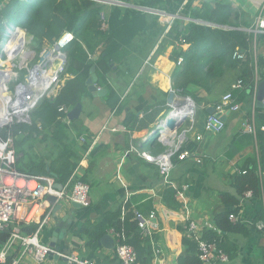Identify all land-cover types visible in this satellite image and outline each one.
<instances>
[{
  "label": "crops",
  "instance_id": "obj_1",
  "mask_svg": "<svg viewBox=\"0 0 264 264\" xmlns=\"http://www.w3.org/2000/svg\"><path fill=\"white\" fill-rule=\"evenodd\" d=\"M206 1L209 0H164L167 16H160L159 21L168 24L169 29L170 24L178 19L181 21L180 28H185L194 21L192 11L202 7ZM217 1L229 2L251 25L259 17L264 18V0ZM164 35L141 53L134 52L129 70L124 66L119 72L109 74L119 96L114 108L107 103L106 95H95L87 85V91L79 101L82 104L80 117L68 120L69 136L71 140L76 139L75 146H87L86 151L80 150L82 158L76 171L78 177H84L90 184L92 203L89 207H71L68 214L60 211L44 228L40 239L50 243L60 219L69 215L58 241L60 253L87 257L101 264H119L115 255L117 241L114 232L109 230L107 233L112 241L108 247L103 239L89 242L82 234V226L87 220L99 219L122 200L147 194L157 200L154 202L155 216L145 217L148 231L142 227L144 236L150 238L153 245L150 264H179V258L188 252L184 237L189 236L187 226L190 220L199 224L200 231L197 236L189 237L202 239L203 231L213 228L215 215L221 211H233L237 207L222 200L223 193L237 194L233 175L245 168L250 160H256L261 167L256 133L247 131L245 126L246 119L255 120L258 104L253 105V92L247 97L241 112L227 114L225 129L219 133L204 132L207 115L202 114L201 119H196L194 114V120L187 117L180 127L166 132L162 139L158 135L160 132L155 134L173 109L168 97L173 88L172 74L176 67L172 59L174 45L170 43L163 51L157 52ZM254 36L256 38L255 33ZM252 51L257 57L264 56V40L260 43L254 40ZM226 77L225 90L215 99L197 86H192L191 90L201 98L200 102L207 97L203 104H207L208 108L237 80L234 73ZM73 78L74 75L68 73L63 80ZM95 84L103 87L97 82ZM176 100L181 102L178 96ZM71 109L68 107V110ZM154 128L155 131L151 132ZM202 133L203 137L198 139L197 136ZM93 140H96L93 145L88 142ZM169 140L170 144H166ZM185 141L195 143L196 150L193 152L203 159L202 163H196L193 158L174 161L173 157V167L163 174L158 165L146 157V154L157 157L183 145ZM260 174L264 181L261 168ZM239 205L237 221L248 227L251 233L228 234L227 246L231 254L227 253L228 261L218 264H264V228H259V221H255L264 213V191L260 198L244 196ZM163 208L181 214L182 218L166 219ZM55 254L48 257V264H70L68 259ZM24 264H33V259L27 257Z\"/></svg>",
  "mask_w": 264,
  "mask_h": 264
},
{
  "label": "trees",
  "instance_id": "obj_2",
  "mask_svg": "<svg viewBox=\"0 0 264 264\" xmlns=\"http://www.w3.org/2000/svg\"><path fill=\"white\" fill-rule=\"evenodd\" d=\"M121 1L130 6L107 5L98 0H10L0 8V32L6 17L16 20L24 16L22 26L33 36L39 50L50 42L58 41L65 32L73 34V38L64 47L67 60L61 79L68 73L73 74L74 78L66 80L56 95L40 99L30 112L31 123H19L11 129L17 152V161L13 167L21 174L38 178L52 176L56 182L67 184L79 166L82 158L80 150L84 152L87 148H78L75 146L76 139L71 140L69 136L68 107L73 108L87 91L86 81L92 74V67L96 68L97 83L107 90V103L114 108L119 96L109 74L119 72L124 66L129 70L134 52L141 53L147 46H153L166 33L168 24L159 21L160 15L146 10L166 12L168 9L164 0ZM192 18L194 21L182 29L180 20L172 22L157 52L173 43L172 59L176 62L172 74L173 89L182 96L194 99L197 107L195 118L201 119L202 114H206L207 118L210 115L207 104H203L207 97L200 102L201 98L192 92V86L204 89L208 96L215 99L225 90L226 76L234 73L236 79L241 78L246 84L244 90L235 92L237 101L243 105L246 103L256 80L253 42L263 41L264 32L258 33L255 38L254 32L250 31L253 24L243 20L241 12L227 1H206L202 7L192 11ZM104 22L107 25L105 29ZM185 45L189 46L184 48ZM237 49L246 53L245 60L233 58ZM180 57H183V61L179 65L177 61ZM257 74L264 77L263 56L258 57ZM219 100L213 102V105ZM254 121L261 167L256 160H250L245 168L233 175L237 194L223 193L222 200L224 203L235 204L236 209L219 212L213 219V228L205 229L202 234V239L215 242L226 253H230L228 234L251 233L244 224L231 219L232 214H238L241 198L249 190L254 197L260 198L264 191L263 176L260 174V168L264 172V107L256 106ZM36 144H44L47 151L37 150ZM157 144L162 146L159 142ZM184 150L195 151V143L185 141L174 156V161H179L178 155ZM80 178L86 181L84 177ZM155 201L153 196L147 194H137L122 200L99 219L85 221L82 234L89 242H98L109 230L119 233L122 240L136 250L137 263L150 264L154 253L152 241L144 236L137 215L148 217L156 213ZM263 219L262 212L255 221ZM38 226L37 223L21 224V232L32 234ZM10 233L11 228L0 230V246ZM184 244L188 252L179 258V264H200L198 240L185 236Z\"/></svg>",
  "mask_w": 264,
  "mask_h": 264
},
{
  "label": "built area",
  "instance_id": "obj_3",
  "mask_svg": "<svg viewBox=\"0 0 264 264\" xmlns=\"http://www.w3.org/2000/svg\"><path fill=\"white\" fill-rule=\"evenodd\" d=\"M98 1L107 5L130 6L128 3L121 0ZM146 10L150 9L146 8ZM155 14L167 16L166 12L160 10H157ZM106 27L107 25L104 22L103 28L105 29ZM250 31L254 32L255 35L258 33H263L264 18L259 17L253 24V27L250 29ZM71 38L72 36L69 38L64 37L62 39L60 43L62 48L70 41ZM31 54L33 55L32 52ZM55 54L56 50L46 57L44 61H39L38 64L35 65L31 71H29L30 73L27 76V80L24 83L18 85L14 95H10L8 87L9 96L11 98L10 102H17L19 99L17 95H19L20 89L24 87V85H27L28 78L33 74H37L40 69L46 68ZM57 54L61 56V62L49 75V82L48 79H46L45 81L41 82L40 86L36 90L28 91L29 94L21 97V100L19 99L20 102L16 103L18 106H15L18 108L14 110L12 106H8L6 111H4L2 105L0 104V230L11 228L10 236L0 246V264H24L27 257L33 259V264H48V257L52 253H56L49 243H44L40 239L41 233L52 219V213L54 210V205L47 203V195L54 194L59 200L66 204L78 202L82 205V207H89L92 203L90 195L91 186L88 182L82 180L80 177H77V171L70 178L67 184L63 185V190L59 191L54 187L56 183L54 177H30L21 174L13 167L17 161V152L14 146V136L11 133V129L13 126L19 123H31L29 115L31 110L35 107L37 100L39 98H43L47 92L48 93L46 95H48V97L56 95L58 90L64 84V80L61 79V74L64 71L66 63V52L57 51ZM16 56L14 58H16ZM28 56L30 57V55ZM233 58L245 60L247 55L245 52L237 49L233 53ZM13 59L9 60L13 61ZM182 61L183 57H180L177 61V64L180 65ZM254 66L256 69V80L252 92L254 94L253 105H256L259 81L260 77H262L257 74V54L254 55ZM5 67L6 62L2 61V68L4 70H13L11 67ZM12 77H17V75L10 76V79ZM245 87L246 84L241 78H238L232 83L230 89L221 96L219 102L213 105L215 112L210 114L206 119L204 132L216 134L223 131L225 129L226 122L225 120L221 119V115L242 111L243 104L237 101V95L235 92L242 91L245 89ZM37 95H39V97H37ZM195 107V103L192 101L190 111L188 112V117L192 120H194ZM61 109L67 112L65 107H62ZM246 122V130L255 133L256 126L254 121L246 119ZM158 129L160 131L158 134L160 139H162L166 132L172 131L169 130L166 121L163 122L162 126ZM4 133L6 135H4ZM203 135V133L199 134L197 138L201 139ZM83 140L87 141L85 138H83ZM96 140L88 142L93 145L95 144ZM163 140H165V138ZM181 146L182 144L177 146V148H174L169 152H165L157 157H152L149 154H146V157L150 161L156 163L163 174H167L174 165L172 158L177 154ZM191 158H193L196 163L203 162V159L200 156L195 155L191 150H184L178 155L179 160H187ZM244 196L251 197L253 196V193L251 190H249ZM150 216L154 217L155 212L151 213ZM137 218L140 221V225L146 231H148L146 218L141 214H138ZM237 218L238 214L231 215L232 220L236 221ZM31 223H37L39 225L37 230L32 234H23L21 232V224ZM258 227L264 228V222L260 221L258 223ZM187 231L189 236H197L200 231L199 224L194 220H190L189 225L187 226ZM114 235L117 241L115 255L119 261V264H137L138 256L134 247L131 244L124 242L119 233L114 232ZM198 242L200 264H218L220 262H226L229 260L228 254L220 249L215 242H210L201 238L198 239ZM58 254L66 257L70 264H101L94 259L75 254Z\"/></svg>",
  "mask_w": 264,
  "mask_h": 264
},
{
  "label": "water",
  "instance_id": "obj_4",
  "mask_svg": "<svg viewBox=\"0 0 264 264\" xmlns=\"http://www.w3.org/2000/svg\"><path fill=\"white\" fill-rule=\"evenodd\" d=\"M149 11L152 13L157 12V10H153V9H150ZM57 49H60V47H59L58 43H55L53 48L44 50L42 55L40 56V61L41 62L44 61L46 59V57H48L51 54V52H54ZM95 70H96V68L92 67V69H91L92 75L86 81V83L88 85V89L91 92H93L95 95L105 96L107 93V90L104 88H99L95 84L97 82V79H98L97 75L95 74ZM1 77L7 78V73L4 72L3 70L0 71V78ZM38 93H40V92H38ZM177 96H178V98H181L180 103H178L176 100ZM37 97H39V95H37ZM263 99H264V77H260L259 86H258V93H257V104L259 107H264ZM39 100H40V98L37 100L36 104L38 103ZM187 101L192 103V98L177 94L175 92V90H173V89L170 90L169 97H168V103L170 104V106L172 108H174L176 106H180V104H183ZM207 111L210 114L214 113L215 112L214 106H209L207 108ZM81 112H82V104L80 102H78L71 110H69L67 112L68 120L73 121L75 119H78L80 117ZM188 115H189L188 112H184L183 115L178 116V118L175 119V121L173 122V126L171 128H170V126H168L170 128V130H174L175 128L180 127L184 123V121L186 120ZM167 119H168V116L166 118V122H167ZM221 119L226 121L227 115H221ZM167 125H169L168 122H167ZM166 144H170V140L166 141ZM54 187L59 191H62L64 188L63 184H61L59 182H56ZM46 200H47V203H49L50 205H54L52 218L56 217L58 215V213L62 210L66 211V213L68 214L69 213L68 210L71 207L72 208H81L82 207V205L78 202H71L70 204H66L63 201L59 200L58 197L54 194L47 195ZM162 212H163V215L166 219H181L182 218L181 214L174 212L168 208H163ZM67 214L63 218H61L60 221L58 222V226L56 227V229L53 233L52 240L49 243V245L54 249V251H56V254L60 253L61 245L58 243V241L62 236V232H64L62 229L64 227L65 221L68 220L69 215H67ZM102 239L105 240L106 245L108 247H110V245L112 244V241L110 240V236L107 234V235L103 236ZM64 258L67 259L66 257H64Z\"/></svg>",
  "mask_w": 264,
  "mask_h": 264
},
{
  "label": "rangeland",
  "instance_id": "obj_5",
  "mask_svg": "<svg viewBox=\"0 0 264 264\" xmlns=\"http://www.w3.org/2000/svg\"><path fill=\"white\" fill-rule=\"evenodd\" d=\"M9 1L10 0H0V8L4 7ZM23 19H24V16H19L16 20L10 19L9 16L6 17L4 19V22H3V25L1 28L2 30L0 32V40H1V38H3V40H4V41L3 40L1 41V45H0L1 46L0 47V61H5L6 62L5 68L11 67L13 69V72H14L13 75H17V77H12L9 81L6 82L8 84V87H9L10 95H14L18 85L21 83H24L27 80V76L30 73L29 71H31L34 68V66L38 64L40 56L42 55V52L49 47L53 48L55 45V42H56V41L53 43L50 42V44H48L46 47L39 50V45H37V43H35L33 36L30 35L29 32L22 26ZM17 25H20L18 27H20L24 30L26 38H27V43L25 45V52L30 53L32 51H35L34 52L35 55L33 54L31 56V54H30V57L29 56L27 57L26 55L19 54L16 56V58L13 59V61H10L9 60V59H11L10 54L7 53V51H5V44L6 43H3V42L10 40V38H12L11 35H13V34H14V36L15 35L17 36V33H14L16 31L15 28ZM54 26L56 28V23L54 24ZM60 27L61 26H59V29H60ZM16 36H15V38H16ZM37 48L39 51H37ZM59 59H60V57L58 54L54 55L52 57V61L54 60L55 62H56V60H59ZM55 62L53 63L54 65H52V63L50 61L51 65H52V71L51 72H53L54 69L60 64L61 60L58 61V64H55ZM48 80H50L49 76H48ZM46 94L44 95L43 98L48 97V95H46ZM3 97H4L3 92H0V104L3 101ZM29 118H30V115H29ZM150 131L151 132L155 131V128L151 129ZM36 148H37V150H40L41 152L47 151V148L44 146V144H39V145L36 144Z\"/></svg>",
  "mask_w": 264,
  "mask_h": 264
},
{
  "label": "bare ground",
  "instance_id": "obj_6",
  "mask_svg": "<svg viewBox=\"0 0 264 264\" xmlns=\"http://www.w3.org/2000/svg\"><path fill=\"white\" fill-rule=\"evenodd\" d=\"M15 33H17V36L15 35L16 38L14 36V37L10 38V40L3 42V43H6L5 44V50L7 51V53L10 54L11 59H13L16 55H19V54L26 55V56L30 55L31 52L30 53L25 52V45L27 43V38H26L24 30L20 27L16 28ZM55 55H57V53ZM31 56H32V54H31ZM59 57H60L59 60H61L60 55H59ZM59 60H56V62H55L54 60L52 61V59H51L50 61H51L52 65H54L53 63L55 62V64H58ZM52 65L46 69L42 68L38 71L37 74H33L32 76H30L28 79L27 85H24V87H22L20 89L19 95H17V97L21 100V97H24V95L29 94L28 91L36 90L40 86L41 82L48 79V76L52 71ZM1 70H3L4 72L7 73V79H5L4 77L0 78V92H3V95H4L1 105H2L4 111H6V108H8V106H12V108L14 110V109L18 108L15 106H18V105H16V103H19L20 101L18 99L17 102H14V103L10 102L11 98H10L9 92H8V84L6 83L7 81L10 80V76H13L14 72L11 69L4 70L2 68V61H0V71ZM41 70H43V71H41ZM49 81L50 80H48V82ZM191 105H192V103L187 101V102L181 104L180 106L174 107L169 112V116L167 119L168 120L167 122L169 124L168 126H170V128H171L173 126V122L175 121V119L178 118V116L183 115L184 112H189ZM170 128H169V130H170ZM159 132H160L159 129H157L155 131V134L156 133L158 134Z\"/></svg>",
  "mask_w": 264,
  "mask_h": 264
},
{
  "label": "clouds",
  "instance_id": "obj_7",
  "mask_svg": "<svg viewBox=\"0 0 264 264\" xmlns=\"http://www.w3.org/2000/svg\"><path fill=\"white\" fill-rule=\"evenodd\" d=\"M148 11H149V10H148ZM166 13H167V12H166ZM18 26H20V25H17L16 28H19ZM16 28H15V30H16ZM68 33H69V35H68ZM68 36H69V37L72 36V38H73V34H72L71 32H66V33H64V34L61 36V38H60L58 41L55 42V43H58V44H59V47H60V49H57V50H56V53H57V51H64V52H66V51L64 50V47H65V46L62 48V46H61L60 43H61V41H62V39H63L64 37H68ZM69 37H68V38H69ZM72 38H71V39H72ZM71 39H70V40H71ZM2 40H3V38H1V40H0V45H1V41H2ZM47 49H50V47L47 48ZM45 50H46V49H45ZM5 51H6V50H5ZM34 52H35V51H32L33 54H34ZM42 53H43V52H42ZM51 53H52V52H51ZM34 55H35V54H34ZM66 60H67V53H66ZM39 61H40V59H39ZM98 87H100V86H98ZM100 88H102V87H100ZM41 99H42V98H41ZM39 101H40V100H39ZM39 101H38V102H39ZM192 101H194V100L192 99ZM194 103H195V102H194ZM36 105H37V104H36ZM36 105H35V106H36ZM30 119H31V118H30Z\"/></svg>",
  "mask_w": 264,
  "mask_h": 264
}]
</instances>
